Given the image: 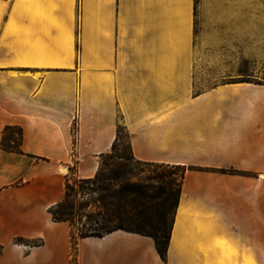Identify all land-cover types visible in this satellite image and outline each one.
Masks as SVG:
<instances>
[{
	"label": "crops",
	"instance_id": "0c3cea01",
	"mask_svg": "<svg viewBox=\"0 0 264 264\" xmlns=\"http://www.w3.org/2000/svg\"><path fill=\"white\" fill-rule=\"evenodd\" d=\"M196 5L0 0V140L21 129V153L0 150V264H264V85L208 81ZM119 127L135 161L193 168L165 261L123 230L79 239L74 261L49 212Z\"/></svg>",
	"mask_w": 264,
	"mask_h": 264
},
{
	"label": "rangeland",
	"instance_id": "374dc122",
	"mask_svg": "<svg viewBox=\"0 0 264 264\" xmlns=\"http://www.w3.org/2000/svg\"><path fill=\"white\" fill-rule=\"evenodd\" d=\"M196 3L195 52L208 56L205 59L208 62L203 63L211 71L208 81L219 85L238 82L264 85V0H196ZM8 134L17 140L15 130ZM159 173L168 176L165 183L150 180ZM180 173L169 166H147L134 161L127 134L121 131L115 150L101 160L93 186L83 190L75 186L77 194L71 211L74 234L89 222L85 212H100L99 219L111 217L109 228L121 224L124 229H133L132 220L122 217L121 221L120 208L140 200L142 208L151 212L165 198L158 195L159 188L176 191ZM170 219L168 215V225Z\"/></svg>",
	"mask_w": 264,
	"mask_h": 264
},
{
	"label": "trees",
	"instance_id": "16d2710c",
	"mask_svg": "<svg viewBox=\"0 0 264 264\" xmlns=\"http://www.w3.org/2000/svg\"><path fill=\"white\" fill-rule=\"evenodd\" d=\"M12 130L16 131L17 140L14 139V136H11L8 134ZM121 131L122 129L119 127L117 131L118 132L117 140L112 145L111 153L117 147V144L119 142V134ZM20 145H21V129L17 127H5L2 132V137L0 140V150L12 152V153H21ZM138 163H142V162H138ZM143 164H146L147 166H167V165H159V164H152V163H143ZM169 167H171L173 170L178 169L181 171L180 181H179V184L176 186L177 187L176 191L170 190L168 192V190L164 187L159 188L158 195L159 196L163 195L165 196V198L162 200V202L159 204L158 207H155L153 208L151 212H148L142 208V202L140 200L139 201L135 200V201H132L130 205L128 204L127 206L120 208L118 215L119 217L121 216L120 218L121 221H122V217L123 218L126 217V219L132 220L131 223H133L134 227L131 230L124 229L121 226V224H119V226L115 228H109V225L111 223L110 222L111 217L99 219L98 217L100 216V212L98 214H89L85 212L86 213L85 217L89 220L88 223L91 224V226H87L88 223L87 224L84 223L81 225L80 228L76 229V232L74 234V231H73L74 223L72 220L71 211L73 208L72 203L76 199V194H77L75 192V186L77 185L79 190H83V188L87 189L90 187V185L92 187L93 186L92 180L97 177L99 173V168H98L97 174L95 175L93 179L73 180L70 183H67L65 186V194H64L63 200L60 203L56 204L55 206L51 207L49 212L52 216L53 221L67 222L69 224L71 248H72L74 261H75V253L77 250V242L79 239L86 238V237L101 238L102 236L109 234L116 230H123L126 232L135 233L141 236L151 238L154 242L158 255L163 261H165L169 238H170L171 226L173 222V216H174L175 209H176L179 196H180L181 183H182V180L184 178L186 171L193 169L192 167L186 168L183 166H169ZM167 179H168V176L162 173L155 174L150 178L151 181L157 180V182L159 183H165ZM169 185L171 186L173 185V183H169ZM78 210L83 211L81 209H78ZM168 215H171L169 225L167 224V221H166V217ZM17 241L25 242V240H22V239H18Z\"/></svg>",
	"mask_w": 264,
	"mask_h": 264
},
{
	"label": "water",
	"instance_id": "95a60500",
	"mask_svg": "<svg viewBox=\"0 0 264 264\" xmlns=\"http://www.w3.org/2000/svg\"><path fill=\"white\" fill-rule=\"evenodd\" d=\"M63 170H65V169H63Z\"/></svg>",
	"mask_w": 264,
	"mask_h": 264
},
{
	"label": "built area",
	"instance_id": "2783aa9c",
	"mask_svg": "<svg viewBox=\"0 0 264 264\" xmlns=\"http://www.w3.org/2000/svg\"><path fill=\"white\" fill-rule=\"evenodd\" d=\"M91 186V185H90Z\"/></svg>",
	"mask_w": 264,
	"mask_h": 264
}]
</instances>
